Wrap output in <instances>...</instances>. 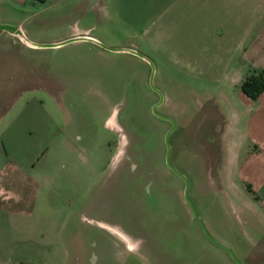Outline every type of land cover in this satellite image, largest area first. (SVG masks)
Masks as SVG:
<instances>
[{
  "label": "rangeland",
  "instance_id": "obj_1",
  "mask_svg": "<svg viewBox=\"0 0 264 264\" xmlns=\"http://www.w3.org/2000/svg\"><path fill=\"white\" fill-rule=\"evenodd\" d=\"M51 1L26 10L63 17L37 31L144 57L88 39L31 54L35 86L5 98L31 95L39 110L19 138L31 144L13 159L20 171L0 173V264H240L204 235L164 163L151 67L157 110L175 121L169 160L204 226L264 264V88L240 86L264 77V28L241 0Z\"/></svg>",
  "mask_w": 264,
  "mask_h": 264
},
{
  "label": "crops",
  "instance_id": "obj_2",
  "mask_svg": "<svg viewBox=\"0 0 264 264\" xmlns=\"http://www.w3.org/2000/svg\"><path fill=\"white\" fill-rule=\"evenodd\" d=\"M35 1H48L52 4L51 0H0V23L16 26L15 29L0 27V173L3 175L7 171H20L15 166L16 162L13 159H17L16 156L20 150L25 151V147L31 146V144H29V139H24L20 143L19 138L32 137L29 133L33 127H37V111L39 110L38 104L31 95L21 104H17L15 99H12L11 102L8 101L9 99L6 101V95L12 96L19 90L28 93L32 91L38 71L36 58L31 54L38 49L50 47L38 45V43L60 42L69 36L85 34L71 33L69 29H60V26H58V33L51 36H48L46 32L37 31L38 28H42L50 22L62 21L63 17L58 14L55 17L41 19L35 16L39 14L37 11L27 13V8ZM246 1H240L241 6L238 11L241 12V15L251 16V21L254 23L256 21L260 25V29L264 28V19L260 18L264 14V0H252L249 9L246 8ZM61 44L63 43L56 46ZM25 129L27 133L23 134ZM37 150L28 153L27 158L31 160L33 156L37 155ZM28 151L26 150V152ZM6 164H10V166L6 167ZM5 191V186L0 184L1 197L4 196Z\"/></svg>",
  "mask_w": 264,
  "mask_h": 264
},
{
  "label": "water",
  "instance_id": "obj_3",
  "mask_svg": "<svg viewBox=\"0 0 264 264\" xmlns=\"http://www.w3.org/2000/svg\"><path fill=\"white\" fill-rule=\"evenodd\" d=\"M0 27L2 28H8V29H15L16 26L14 25H11V24H6V23H0ZM75 39H88V40H91L103 47H106L108 49H113V50H126V51H129V52H132V53H135L141 57H144L143 54H141L140 52L132 49V48H129V47H110V46H107L101 42H99L97 39L91 37V36H88V35H75V36H71V37H68V38H65L63 40H61L60 42H47V43H38V45H42V46H54V45H57L59 43H64V42H67V41H70V40H75ZM152 67H151V70H150V73H149V76H148V82H149V85L155 89L157 92H158V95H159V98H158V101L156 103H158L160 100H161V93L159 90H157V88H155V86L153 85L152 83ZM152 110L155 112L154 110V106H152ZM156 114L160 115V116H163L157 112H155ZM165 117V116H164ZM168 132V131H167ZM167 132L165 133L164 135V140H165V144H166V153H165V162L168 166H170L177 174H179L183 181H184V186H183V197L184 199L186 200V202L188 203L189 205V208L191 210V213L192 215L194 216V218L197 220L202 232L205 234V236L207 238H209L210 240H212L213 242L221 245L222 247H224L227 252L230 254V256L238 263L240 264H245L243 262H241L239 259H237L233 253L231 252V249L226 245L224 244L223 242L217 240L216 238H214L206 229V227L204 226L201 218L199 217L198 213L196 212L191 200L189 199L188 195H187V178L185 177L184 174H182L181 172H179L173 165H171V163L169 162V159H168V143H167Z\"/></svg>",
  "mask_w": 264,
  "mask_h": 264
},
{
  "label": "flooded vegetation",
  "instance_id": "obj_4",
  "mask_svg": "<svg viewBox=\"0 0 264 264\" xmlns=\"http://www.w3.org/2000/svg\"><path fill=\"white\" fill-rule=\"evenodd\" d=\"M149 83V82H148ZM150 86V85H149ZM151 87V86H150ZM152 88V87H151ZM152 90H154V92H156V99L153 101V102H151V106H150V110H151V112L153 113V114H155L156 116H158V117H161V118H163V119H165L167 122H168V125L166 126V128L164 129V131H163V135H162V142H163V146H164V156H163V159H164V163L166 164V162H165V153H166V144H165V140H164V135H165V133L167 132V143H168V147H169V149H168V159H169V156H170V144H169V134H170V132L174 129V127H175V121H174V119L170 116V115H168V114H166V113H164V112H161V111H159V110H157V106L161 103V101H162V94H161V100L158 102V103H156L157 101H158V98H159V95H158V92L155 90V89H153L152 88ZM152 106H154V110H155V112H157V113H159V114H161V115H163V116H160V115H158V114H156L153 110H152ZM165 116V117H164ZM169 162L171 163V161L169 160ZM171 165H172V163H171ZM166 166L168 167V169L169 170H172L178 177H179V179L180 180H182V182H183V186H184V181H183V179H182V177L179 175V174H177L170 166H168L167 164H166ZM175 167V166H174ZM176 168V167H175ZM177 169V168H176ZM178 170V169H177ZM179 171V170H178ZM180 172V171H179ZM182 173V172H181ZM183 174V173H182ZM186 177V176H185ZM187 178V177H186ZM187 186H188V179H187ZM182 191H183V187H182ZM182 196H183V192H182ZM189 197V196H188ZM183 199H184V197H183ZM190 199V198H189ZM191 200V199H190ZM184 201L186 202V200L184 199ZM192 202V201H191ZM186 204H187V206H188V208H189V205H188V203L186 202ZM193 204V203H192ZM194 206V205H193ZM195 208V207H194ZM189 210H190V208H189ZM196 210V209H195ZM190 212H191V210H190ZM197 212V211H196ZM192 214V213H191ZM193 216V215H192ZM194 217V216H193ZM197 221V220H196ZM208 231V230H207ZM211 234V233H210ZM205 235V234H204ZM212 235V234H211ZM213 236V235H212ZM215 238V237H214ZM209 239V238H208ZM217 239V238H216ZM217 240H219V239H217ZM212 241V240H211ZM220 241V240H219ZM221 242H223V241H221ZM224 243V242H223ZM225 244V243H224Z\"/></svg>",
  "mask_w": 264,
  "mask_h": 264
},
{
  "label": "trees",
  "instance_id": "obj_5",
  "mask_svg": "<svg viewBox=\"0 0 264 264\" xmlns=\"http://www.w3.org/2000/svg\"><path fill=\"white\" fill-rule=\"evenodd\" d=\"M240 86L243 92L250 96H255L264 88V77L261 73L247 75L241 81Z\"/></svg>",
  "mask_w": 264,
  "mask_h": 264
}]
</instances>
